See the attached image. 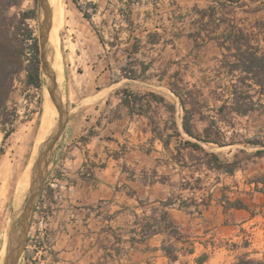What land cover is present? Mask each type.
<instances>
[{"label":"crops","instance_id":"1","mask_svg":"<svg viewBox=\"0 0 264 264\" xmlns=\"http://www.w3.org/2000/svg\"><path fill=\"white\" fill-rule=\"evenodd\" d=\"M112 6L121 12V33L109 34V47L101 44L88 59L76 53L66 65L68 118L53 159L66 177L47 178L59 189L52 191L54 239L43 264L251 258L264 232L263 184L257 183L264 177V153L257 152L264 147L247 140L206 143L190 136L184 121L199 135L213 121L219 125L237 81L229 74L235 51L222 45L224 37L231 27L242 28L264 53V31L257 27L264 23V0L131 6L115 0ZM263 97L255 96V106L264 105ZM252 111L230 114L242 119ZM249 152L250 161L239 159ZM213 155L236 164L234 171L219 168ZM146 227L155 233L143 239Z\"/></svg>","mask_w":264,"mask_h":264},{"label":"rangeland","instance_id":"2","mask_svg":"<svg viewBox=\"0 0 264 264\" xmlns=\"http://www.w3.org/2000/svg\"><path fill=\"white\" fill-rule=\"evenodd\" d=\"M114 2L115 0H64L63 25L61 29H58V51L62 57L64 75L66 65L72 60L73 55L83 54V57L88 59L93 55L92 53H95L96 47L101 44L109 47L110 33L115 36L121 33L122 27L116 19L121 12L116 11L118 10L116 6H112ZM31 10L36 12V18L29 20L28 23L34 30L40 45L41 26L44 19L40 0H20V6L13 7L10 13L12 15ZM85 13L91 16L90 20L84 17ZM116 44L118 43L115 40ZM41 73V89L26 84V72L17 77L8 103L9 110L14 111L15 117L11 118L14 126L6 128L13 129V133L5 139L4 131H0V264L2 263L1 250L5 241L8 244L7 228L13 214L16 213V205L21 200L15 201L18 179L28 171L29 165L36 161L38 156L36 151L40 143L38 144L37 141L44 114V92L47 84L42 66ZM64 82L63 79L59 86L61 92L64 90ZM225 94L227 96L228 92L226 91ZM262 99L264 100V97ZM227 107L219 123V126L226 132L224 138L226 142L240 145L248 139L264 137V105L255 106L250 115L242 119H234L230 114V105ZM256 135L258 136L255 137ZM252 153H239V159L250 161L249 155ZM52 172L53 176H50ZM48 177H66V172L62 166L56 167V163H53ZM50 184L52 181L46 180L43 196H40L36 204L20 264H43L44 258L51 254L50 248L54 237L50 233L49 224L55 211L52 209V203L57 202V199L53 198L52 191L59 188H53ZM27 188L26 185L25 190ZM251 259H264V232L258 235Z\"/></svg>","mask_w":264,"mask_h":264},{"label":"trees","instance_id":"3","mask_svg":"<svg viewBox=\"0 0 264 264\" xmlns=\"http://www.w3.org/2000/svg\"><path fill=\"white\" fill-rule=\"evenodd\" d=\"M127 6L145 0H125ZM220 4L234 2L236 0H215ZM20 0H0V131H4L5 139L12 133L13 129H6L9 126L13 127L14 111L9 110V100L12 95L15 81L17 77L23 73H27L26 84L31 87L41 89L42 73L39 40L35 36L34 30L28 23L29 20L36 18V12L26 11L15 14L10 13L13 7H19ZM203 14H206L205 12ZM214 10L211 9L210 16H213ZM84 17L90 20L89 14H84ZM258 29L264 31V23L257 25ZM102 41V39H101ZM227 50L231 51L234 48V62H229V74L236 78L237 81L232 85L231 94L232 102L231 110L238 115H246L254 110L255 96L264 94V53L260 52L258 46L252 43L251 37L238 27H231L230 31L225 35L222 43ZM236 73H238L236 75ZM252 92H255L252 94ZM227 109V105L221 109ZM190 119L185 117L184 128L186 132L206 143H214L225 145V131L218 125L217 121H213L211 126L203 135L195 134L190 128ZM10 128V127H9ZM251 145H262L264 141L251 139L246 141ZM195 148L201 147L197 144ZM264 151L260 150L257 154L261 155ZM219 168L225 169L226 172L232 173L236 164L222 163L217 157L212 156ZM4 166V163L2 167ZM263 184L260 188L264 192V177L257 182ZM238 206V205H237ZM168 214H163V221L167 220ZM170 223L168 222V226ZM155 233L151 227H146L143 230V239L148 238ZM167 254L171 255V248L165 247ZM172 256V255H171ZM235 264H264L263 260H254L248 256L240 258Z\"/></svg>","mask_w":264,"mask_h":264},{"label":"water","instance_id":"4","mask_svg":"<svg viewBox=\"0 0 264 264\" xmlns=\"http://www.w3.org/2000/svg\"><path fill=\"white\" fill-rule=\"evenodd\" d=\"M44 19L41 26L40 57L42 71L47 78L46 87L58 111V121L53 132L39 148L37 159L32 168L30 188L20 211L13 214L7 228L8 244L4 264H20L25 251L27 236L33 220L36 204L41 196L45 182L51 171L57 145L67 124V105L63 92L57 84L56 72L48 60L49 37L52 29L51 11L47 0H40Z\"/></svg>","mask_w":264,"mask_h":264},{"label":"bare ground","instance_id":"5","mask_svg":"<svg viewBox=\"0 0 264 264\" xmlns=\"http://www.w3.org/2000/svg\"><path fill=\"white\" fill-rule=\"evenodd\" d=\"M47 2L50 8V11H51V15H52L51 16L52 29H51V33L49 37L50 50L48 54V60L51 62L52 67L56 72L57 84L58 86H60L64 79V73H63L64 69H63L62 57L59 55V51H58L59 50V42H58V35H59L58 31L59 30L58 29H61L63 25L62 23H63L64 13H65L64 6H63L64 0H47ZM45 89L46 91L44 92V114L42 117L40 132H39L38 141H37V143L38 144L40 143V145L36 151V155L39 152V148L42 145V143L53 132L54 127L57 123V118L59 116L56 106L53 103V100L51 99V96L46 86H45ZM34 162H32L29 165L28 171L24 173V175L18 179L15 201H18L20 199L21 200L16 205V208H15L16 212L20 211L23 207L25 195H26L27 189L30 186L29 177H31L32 167L34 165ZM26 185L28 188L25 190ZM6 255H7V241H5L3 248L1 250V257H2L1 264H4Z\"/></svg>","mask_w":264,"mask_h":264},{"label":"built area","instance_id":"6","mask_svg":"<svg viewBox=\"0 0 264 264\" xmlns=\"http://www.w3.org/2000/svg\"><path fill=\"white\" fill-rule=\"evenodd\" d=\"M53 188L55 187V185H51Z\"/></svg>","mask_w":264,"mask_h":264}]
</instances>
